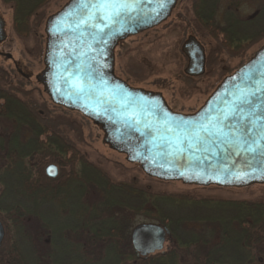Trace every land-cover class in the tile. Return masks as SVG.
Returning a JSON list of instances; mask_svg holds the SVG:
<instances>
[{
    "label": "trees",
    "instance_id": "1",
    "mask_svg": "<svg viewBox=\"0 0 264 264\" xmlns=\"http://www.w3.org/2000/svg\"><path fill=\"white\" fill-rule=\"evenodd\" d=\"M54 1L0 0L10 10L11 34L30 61H42L43 28ZM222 1L178 0L177 8L206 49L204 73L182 80L179 94L211 93L264 43V0H256V10L248 15L229 5L219 14ZM135 53H123L121 69L139 82L155 72V64ZM231 58L238 60L233 67ZM33 83L38 84L0 63V220L5 230L0 264H264V199L168 192L115 181L78 147L93 122L54 104ZM49 163L58 166L55 178L45 175ZM213 187L218 186H205ZM49 201L76 205L60 206L61 213L78 216L64 223L68 257L46 250L50 239L43 248L36 243L37 226L48 238L53 232L41 216ZM180 208L185 211L176 214ZM137 216L169 229L165 248L138 255L130 241Z\"/></svg>",
    "mask_w": 264,
    "mask_h": 264
},
{
    "label": "water",
    "instance_id": "2",
    "mask_svg": "<svg viewBox=\"0 0 264 264\" xmlns=\"http://www.w3.org/2000/svg\"><path fill=\"white\" fill-rule=\"evenodd\" d=\"M176 2L67 0L45 20L35 79L54 104L99 126L104 143L149 177L203 187L264 184V43L191 113L174 111L161 92L132 86L114 71L118 42L165 21ZM4 26L0 15V43ZM182 51L185 72L203 74L200 42L189 37ZM58 170L54 163L44 168L48 178ZM169 234L165 225L142 222L130 241L144 256L162 250ZM4 235L0 220V246Z\"/></svg>",
    "mask_w": 264,
    "mask_h": 264
},
{
    "label": "rangeland",
    "instance_id": "3",
    "mask_svg": "<svg viewBox=\"0 0 264 264\" xmlns=\"http://www.w3.org/2000/svg\"><path fill=\"white\" fill-rule=\"evenodd\" d=\"M67 0H56L49 7V11L52 13L62 6ZM237 9L241 15H248L258 6L256 0H223L219 9V14L226 6ZM0 15L5 21V32L6 38L1 43V51L4 54H9L12 60L6 57H0V63L3 66L13 67L12 62H18L21 69L28 74L29 79L35 82V76L43 69V60L30 61L28 56L24 53L23 45L11 34L10 30V10L1 4L0 2ZM220 16V15H219ZM164 33L158 44L149 47L147 46L146 39L147 35L139 34L134 37H129L123 43V46L117 51V57L115 60V73L126 82H129L132 86L141 87L151 91L162 92L164 98L168 100L172 105L179 111L184 113L192 112L198 109L203 101L210 94L204 91H196L191 95L179 94L178 88L182 86V82L177 77V72L182 67V60L179 61L177 47L175 41H178L180 30L177 28L173 30H159ZM149 42V41H148ZM178 43V42H177ZM151 45V44H148ZM177 45V44H176ZM129 49L132 53L136 50V57L142 61H149L155 64V72L145 79L134 82L132 78H129L124 74L121 69V64L124 60L123 53ZM255 47H252L250 51H253ZM43 59V57H42ZM12 61V62H11ZM236 58L230 59V66L233 67L237 63ZM153 67V65H152ZM181 72V71H180ZM233 72V71H232ZM228 75V74H226ZM224 75V76H226ZM223 76V77H224ZM222 77V78H223ZM38 83V82H37ZM36 90L43 91L42 86L33 83ZM215 88V87H214ZM212 92V91H211ZM38 93V95H37ZM39 96V92L35 94ZM103 132L99 126L92 125L88 126L84 131V141L78 143V147L83 151L93 162L97 163L103 170H105L115 181L134 183L139 186H151L154 190L161 191H191L195 190L203 195H217L226 198L242 199L249 201H257L264 199V184H253L242 188H227V187H213V188H202L196 185H186L178 181H163L159 182L155 178L149 177L142 172L140 167L135 164L129 163L125 160V156L109 148L103 141ZM68 205L76 208V205L69 202H48L45 205V211L42 212V219L49 224L50 229L53 231L50 239L49 248L56 257H68V249L65 248L67 244V237L64 235V223L71 219L76 220L78 218L77 213L72 216H67L60 211V206ZM201 210V209H200ZM184 208L174 209L176 214L184 212ZM204 213L203 211H200ZM149 222L142 216H137L133 219V226L138 223ZM36 229L40 232L38 237H35L36 243L39 247L43 248L48 238V234L41 227L37 226ZM70 240V239H69ZM166 245V244H165ZM46 247V246H45ZM25 252V248L23 247ZM71 253V252H70ZM97 263V262H96ZM98 264L100 262L98 261Z\"/></svg>",
    "mask_w": 264,
    "mask_h": 264
},
{
    "label": "flooded vegetation",
    "instance_id": "4",
    "mask_svg": "<svg viewBox=\"0 0 264 264\" xmlns=\"http://www.w3.org/2000/svg\"><path fill=\"white\" fill-rule=\"evenodd\" d=\"M177 3H178V0L176 2V5L174 7V9L172 10L170 16L163 22H161L160 24L156 25V26H153L151 28H148L142 32H139L133 36H129V37H134L136 35H139V34H144V35H147V36H150L148 37V39H146V44L149 47H153L155 45L158 44V41L161 40L162 36L164 33L159 32V30H164L163 32L167 31V30H173L175 28H177L178 30H180V35L178 36V41L176 40L175 41V46L177 47L178 45V59L179 61L182 60V67H180V70H178V74H177V77L180 79V81L182 82V80H185L187 79L186 77H193V78H197L198 76L200 75H191V74H187L185 72V68L187 66V63H188V58L187 56L185 55V53L182 51V46L183 44L185 43V41L189 38V37H194L196 38V40H198L200 42V44L203 46V49H204V55H205V62H204V71H205V68H206V49H205V45L198 39L197 35L193 32V28H192V25H191V22L187 20L186 18V14L183 13V9L181 10V8H177ZM187 8V7H186ZM256 9L253 10V12L255 11ZM252 12V13H253ZM189 13V12H187ZM251 13V14H252ZM221 18H219L218 20H220ZM221 22V21H219ZM129 37L125 38L124 40H121L118 42L117 46L114 48V55H115V60H116V57H117V51L123 46V43L126 41V39H128ZM149 41V42H148ZM178 42V43H177ZM3 43V42H1ZM1 43H0V56H4L6 58H9L10 60L11 57L9 56V54H4L2 51H1ZM148 44H151V45H148ZM177 44V45H176ZM12 62V61H11ZM14 68H16L17 70H19V72H21L22 74H26L20 67V65L18 64V62H12ZM225 68V66L223 67ZM114 70H115V61H114ZM181 71V72H180ZM204 73V72H203ZM28 75V74H26ZM202 75V74H201ZM222 80V79H221ZM220 80V81H221ZM129 83V82H128ZM39 85H41L39 82H38ZM130 84V83H129ZM131 85V84H130ZM42 86V85H41ZM43 88V87H42ZM159 92V91H158ZM162 93V92H161ZM163 95V94H162ZM166 100V99H165ZM167 104L176 112H182V111H179L177 110L173 105L172 103H170L168 100H166ZM193 112V111H192ZM184 113V112H182ZM187 113H191V112H187ZM59 171V170H58ZM46 241H49V238H47ZM166 245L164 243V247L165 248ZM155 253V252H154ZM153 254V253H152Z\"/></svg>",
    "mask_w": 264,
    "mask_h": 264
},
{
    "label": "snow or ice",
    "instance_id": "5",
    "mask_svg": "<svg viewBox=\"0 0 264 264\" xmlns=\"http://www.w3.org/2000/svg\"><path fill=\"white\" fill-rule=\"evenodd\" d=\"M102 7H108L109 5H101ZM111 7H118V5L113 4L111 5ZM204 131H208L207 129H204ZM211 134V133H210Z\"/></svg>",
    "mask_w": 264,
    "mask_h": 264
}]
</instances>
